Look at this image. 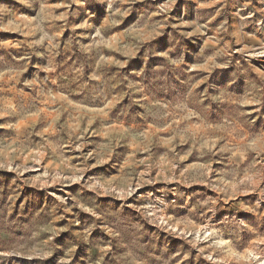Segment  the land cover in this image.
Returning <instances> with one entry per match:
<instances>
[{
    "label": "rangeland",
    "instance_id": "1",
    "mask_svg": "<svg viewBox=\"0 0 264 264\" xmlns=\"http://www.w3.org/2000/svg\"><path fill=\"white\" fill-rule=\"evenodd\" d=\"M0 264H264V0H0Z\"/></svg>",
    "mask_w": 264,
    "mask_h": 264
}]
</instances>
